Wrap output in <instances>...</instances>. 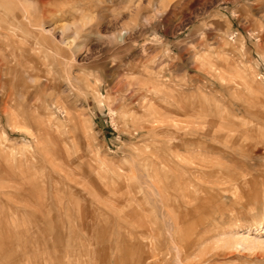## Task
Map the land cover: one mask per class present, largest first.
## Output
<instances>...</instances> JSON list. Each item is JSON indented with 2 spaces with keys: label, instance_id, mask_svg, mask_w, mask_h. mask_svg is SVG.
Listing matches in <instances>:
<instances>
[{
  "label": "rangeland",
  "instance_id": "374dc122",
  "mask_svg": "<svg viewBox=\"0 0 264 264\" xmlns=\"http://www.w3.org/2000/svg\"><path fill=\"white\" fill-rule=\"evenodd\" d=\"M68 1L0 0V264H264V0Z\"/></svg>",
  "mask_w": 264,
  "mask_h": 264
},
{
  "label": "bare ground",
  "instance_id": "6f19581e",
  "mask_svg": "<svg viewBox=\"0 0 264 264\" xmlns=\"http://www.w3.org/2000/svg\"><path fill=\"white\" fill-rule=\"evenodd\" d=\"M15 1H16V0H15ZM60 1H61V4L64 3V2H68V4H69V1H68V0H60ZM19 2L22 3V0H19ZM44 2H45V1H44ZM44 2H43V0H39V3H40V4H42V3H44ZM17 3H18V2H17ZM15 4H16V3H15ZM15 4H14V5H15ZM40 4H39V5H40ZM0 5H1V4H0ZM16 5L19 6V4H16ZM42 5H45V4H42ZM69 5H70V4H69ZM11 6L13 7V5H11ZM7 7H9V6H7ZM7 7H6V8H7ZM12 7H11V8H12ZM14 7H15V6H14ZM14 7H13V8H14ZM0 8H1V7H0ZM9 8H10V7H9ZM9 8H8V9H9ZM11 8H10V10H11ZM42 9H43V8H42ZM37 10H38V9H37ZM27 12H28V10H27ZM24 15H25V14H24ZM33 15H34V14H33ZM17 17H18V16H17ZM21 17H22V16H21ZM25 17H26V16H25ZM20 19H21V18H20ZM22 19H23V18H22ZM25 19H28V17H26ZM0 21H1V20H0ZM22 21H23V20H22ZM28 21H29V20H28ZM6 23H7V22H6ZM8 24H9V23H8ZM79 24H80V23H79ZM43 25H44V24H41V27H42V29H45ZM71 27H72V26H70V25H65V27H64V32H65V31H68V30H71ZM78 27H79L78 24H77V26L75 25L74 30L76 31ZM75 31H74V32H75ZM76 33H77V31H76ZM76 33H74V34H76ZM61 43H62L63 45H68V44H69V42L63 40V38H62ZM70 43H71V42H70ZM35 53H36V52H35ZM32 80H33V79H32ZM17 82H18V81H17ZM18 87H19V86H18ZM16 93H17V92H16ZM20 96H21V95H20ZM3 114H4V112H3ZM5 114H6V113H5ZM36 118H37V117H36ZM14 119H15V118H14ZM33 120H34V119H33ZM42 218H43V217H42ZM260 225L264 228V221H262V222L260 223ZM231 234H232V233H231ZM30 235H31V234H30ZM233 238H234V237H233ZM233 238H232V239H233ZM251 238H252V237H251ZM251 238L248 237V236H243V237L241 236L240 238L235 239L233 244H239V245H242V247H244V248L247 247V246L252 247L251 245L256 244V243H255L256 241L254 240L255 238H254V239H251ZM232 239L229 238V240H232ZM227 240H228V239H227ZM253 240H254V241H253ZM232 241H233V240H232ZM232 241H231V242H232ZM262 241H263V240H262ZM229 242H230V241H228L227 243H229ZM231 242H230V243H231ZM225 243H226V242H225ZM233 244H232V245H233ZM236 246H237V245H236ZM240 247H241V246H240ZM256 247H257V246H256ZM248 250H249V249H248Z\"/></svg>",
  "mask_w": 264,
  "mask_h": 264
}]
</instances>
